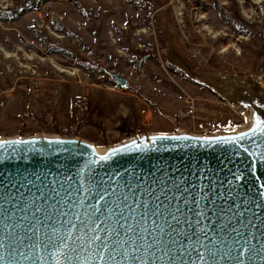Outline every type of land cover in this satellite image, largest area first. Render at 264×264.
<instances>
[{
  "label": "rangeland",
  "instance_id": "rangeland-1",
  "mask_svg": "<svg viewBox=\"0 0 264 264\" xmlns=\"http://www.w3.org/2000/svg\"><path fill=\"white\" fill-rule=\"evenodd\" d=\"M36 4L0 0V138L68 134L104 148L137 129L247 124L248 114L237 115L207 79L264 78V0ZM192 107L195 117H181Z\"/></svg>",
  "mask_w": 264,
  "mask_h": 264
},
{
  "label": "water",
  "instance_id": "water-1",
  "mask_svg": "<svg viewBox=\"0 0 264 264\" xmlns=\"http://www.w3.org/2000/svg\"><path fill=\"white\" fill-rule=\"evenodd\" d=\"M106 72L120 88L128 87V79L119 72ZM207 80L231 104L248 113L245 126L210 133L182 130L138 133L101 150L90 140L72 135L34 134L0 138V141L8 142L33 141L7 143L0 148L2 264H15L9 253L18 256L19 252L31 259H19L18 264H33L40 255L45 257L44 264H51L43 244L48 243L54 231L65 234L71 227L65 223L69 220L76 225L74 242L79 243L75 237L81 236L87 243L89 235L84 234L87 230L82 228V221L87 220L85 213L94 211L93 206L101 194H106V199L100 204L101 211L92 217L96 222H99L97 217L103 219L108 210L119 212L116 203L123 208L126 203L135 207L139 202L140 207L133 213L135 219L129 218L128 224L135 228L139 221L141 227L151 232L152 221L157 220L165 226L166 232L170 231L163 217L151 215L153 206L158 203L153 197L160 195L173 211L179 203L182 223L172 222L173 226L190 235L193 241L204 240L212 247L215 239L218 247L227 240L228 244L224 246L227 250L234 240L241 243L247 240L264 255V156L261 155L264 153V137L245 138L238 143L214 139L250 133L255 117L259 115L264 119V78L221 76ZM160 136L180 139H156L153 143L151 138ZM133 140L137 141L139 148L132 146ZM113 148L122 150L106 160L99 159ZM237 176L241 179L237 180ZM125 195L129 196L128 201L123 200ZM145 202L148 203L146 220L143 216ZM201 210L206 216L198 215ZM129 211L125 208V214ZM76 213H80V220L76 219ZM117 219L119 217L114 216L108 223L115 225ZM115 226L123 238L124 229ZM200 228L208 230L207 237L199 231ZM233 229L239 230L240 234ZM155 235L164 241L171 239L166 235L161 237L158 229ZM178 239L185 248L188 247L189 241L184 236ZM9 244L13 247H8ZM54 244L58 245L59 240ZM232 254L236 255L235 252ZM89 255L91 252H82L81 258L86 259ZM176 255L179 256L178 251ZM196 255L192 252L191 257L185 255L184 260L190 264ZM178 264L182 262L178 261ZM223 264L230 262L224 261ZM246 264H264V261L257 256L247 259Z\"/></svg>",
  "mask_w": 264,
  "mask_h": 264
},
{
  "label": "snow or ice",
  "instance_id": "snow-or-ice-1",
  "mask_svg": "<svg viewBox=\"0 0 264 264\" xmlns=\"http://www.w3.org/2000/svg\"><path fill=\"white\" fill-rule=\"evenodd\" d=\"M264 137V119L259 115L255 117V124L250 129V133H242L239 137H228V138H214L220 139L226 143H238L239 141L244 140L245 138L252 137ZM153 143L156 139H180V137H153L151 138ZM184 139H189V137H184ZM208 140L207 137L203 138ZM7 143H16V144H27L33 143V141H24L18 140L14 142L0 141V148H2ZM57 143H64L63 141H57ZM132 146L137 148L140 145L137 141H132ZM92 147V146H88ZM128 147V146H125ZM122 149L113 148L110 153L106 156L99 157L100 160H106L111 155L121 151ZM248 151L247 148L244 149ZM264 156V153H261ZM241 179L240 176H237V180ZM182 183V181H181ZM179 187V184L176 185ZM187 191V189H184ZM154 191V190H153ZM143 194V193H142ZM151 195L152 193H148ZM106 199V194H101L98 199V203L94 205V211L92 213H85L87 220L82 221V228L86 229L87 232L85 235H89L87 243L81 238V236H76L74 242L73 234L76 231V225L73 224L70 220L65 221L66 224H70L71 227L63 235L53 232V236L49 238L48 243L43 244V249L47 251L48 257L51 259V264H178V261H181L182 264H189V261L184 260V256L187 255L191 257L192 252H195L196 258L190 261V264H223L224 261L230 262V264H246L247 259H254L259 256L262 261H264V255H261L260 251L255 249V246L251 244L250 241L245 240L243 243L240 240H234L231 245L227 246L225 250V245L228 244L227 240H224L220 246L217 245V241L213 239L212 247H209L205 244L204 240L197 239L196 241L192 240L190 235H186L183 230L178 231L172 222L176 224L182 223L180 219L181 208L179 203L175 207L174 211L171 210L168 205H165L164 202L160 199V195H155L153 199L157 201L151 210V215L157 218L163 217L165 224L170 231H165V226L163 224L157 223V220H153L152 224L154 227L151 232L147 228L141 227L139 221H137V226L134 228L131 224H128L127 221L129 218L135 219L133 213L136 209L140 207V203L137 202L135 207L131 204H124L122 208L120 203H116L115 207L119 209V212H114L108 210V214L104 216L103 219L93 220L92 217H95L97 213L101 211L100 204ZM167 199V197H166ZM124 201L129 200V196L125 195L123 197ZM171 201L169 200V204ZM185 203L189 201L185 200ZM199 203V201H197ZM144 207L146 212L143 214L145 220L148 216V203L145 202ZM259 207V205H257ZM125 208L130 209V211L125 214ZM37 211H40L37 208ZM65 216L68 213H64ZM198 215L206 216V213L201 210ZM243 215V213H240ZM114 216H118L119 219L115 221V225H119L120 228L124 229V236L121 238V233L117 230L115 225H111L108 221H111ZM169 217L171 218L169 220ZM76 219L80 220V213H76ZM124 221V223H121ZM197 224L200 223L199 220L196 221ZM251 223V221H249ZM103 225V227H102ZM189 227H192L191 222H189ZM222 227H224L222 225ZM157 229L159 230L160 236H167L171 239L164 241L155 235ZM199 231L204 233L205 237L208 235V230L206 228H200ZM237 232V235L240 234L239 230L233 229ZM103 233V235H102ZM173 233H176V236L173 237ZM184 236L188 241V247L185 248L184 243L178 237ZM115 237V238H114ZM149 237H151V242H149ZM55 240H59V244H54ZM172 245L173 247H169ZM4 247L3 241H0V248ZM8 247H13L12 244H9ZM29 247H35L30 245ZM177 251L179 256L176 255ZM89 253L86 259L81 258V253ZM235 252L236 255L232 253ZM11 259L18 264L19 259L29 260L30 256L26 255L24 252H19L18 256L9 253ZM4 257L0 255V264H2ZM45 257L40 255L33 261V264H44Z\"/></svg>",
  "mask_w": 264,
  "mask_h": 264
},
{
  "label": "built area",
  "instance_id": "built-area-1",
  "mask_svg": "<svg viewBox=\"0 0 264 264\" xmlns=\"http://www.w3.org/2000/svg\"><path fill=\"white\" fill-rule=\"evenodd\" d=\"M87 108H89V103L88 102H83L82 103V106H81V110L82 111H84V110H86ZM233 109V111L235 112V113H237V115H243L241 112H240V109L238 108V107H234V108H232ZM198 111V108L197 107H192V109H190L188 112H181L180 113V115H181V117H187V116H190V117H195V115H196V112ZM244 116V115H243ZM205 130V133H210L211 131L208 129V128H205L204 129ZM62 135H68V134H62Z\"/></svg>",
  "mask_w": 264,
  "mask_h": 264
},
{
  "label": "crops",
  "instance_id": "crops-1",
  "mask_svg": "<svg viewBox=\"0 0 264 264\" xmlns=\"http://www.w3.org/2000/svg\"><path fill=\"white\" fill-rule=\"evenodd\" d=\"M138 133H139V132H138V129H137L136 131L129 132V134L126 135V136L124 137V139H126V138H128V137H130V136L136 135V134H138Z\"/></svg>",
  "mask_w": 264,
  "mask_h": 264
},
{
  "label": "bare ground",
  "instance_id": "bare-ground-1",
  "mask_svg": "<svg viewBox=\"0 0 264 264\" xmlns=\"http://www.w3.org/2000/svg\"><path fill=\"white\" fill-rule=\"evenodd\" d=\"M65 71L64 69L61 70V72ZM261 79V78H260ZM223 97H225L224 95H222ZM226 98V97H225ZM246 112V111H245ZM247 113V112H246ZM248 114V113H247ZM149 118V116H148ZM248 123V122H247ZM97 146V145H96ZM98 148V147H97ZM99 150H101L102 148H98Z\"/></svg>",
  "mask_w": 264,
  "mask_h": 264
},
{
  "label": "trees",
  "instance_id": "trees-1",
  "mask_svg": "<svg viewBox=\"0 0 264 264\" xmlns=\"http://www.w3.org/2000/svg\"><path fill=\"white\" fill-rule=\"evenodd\" d=\"M34 7H37V4H36V0H34V5H33Z\"/></svg>",
  "mask_w": 264,
  "mask_h": 264
}]
</instances>
